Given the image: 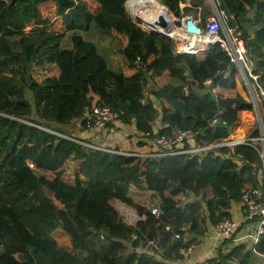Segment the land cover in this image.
I'll use <instances>...</instances> for the list:
<instances>
[{
	"label": "trees",
	"instance_id": "trees-1",
	"mask_svg": "<svg viewBox=\"0 0 264 264\" xmlns=\"http://www.w3.org/2000/svg\"><path fill=\"white\" fill-rule=\"evenodd\" d=\"M43 1L0 0V264H170L198 243L206 224L228 219L231 203L241 205V189L257 184V153L240 144L140 157L124 154L133 147L104 150L82 134L95 139L104 130L109 138L118 123L139 147L172 130L188 132L170 151L221 142L246 105L236 72L217 44L176 55L170 41L132 22L126 0L101 2L95 14L79 0H52L63 31H23L18 12ZM155 1L175 17H199L201 27L210 14L203 0ZM212 1L226 12V25L241 31L264 88V0ZM78 31L114 39L123 64L111 68L106 50ZM96 105L115 117L93 125ZM114 200L133 209V225ZM234 231L198 264H252L264 256V224L252 247L230 244Z\"/></svg>",
	"mask_w": 264,
	"mask_h": 264
},
{
	"label": "built area",
	"instance_id": "built-area-1",
	"mask_svg": "<svg viewBox=\"0 0 264 264\" xmlns=\"http://www.w3.org/2000/svg\"><path fill=\"white\" fill-rule=\"evenodd\" d=\"M128 1V0H127ZM211 9L210 14L203 19V27L200 26L199 17H191L189 15H180L179 17L173 18L175 21L172 23L174 30L180 29L181 34L184 36L182 40L194 39L196 46L187 52L186 54L196 53L198 51L205 50L209 45L217 44L219 48L227 55L232 69L235 70L238 76V82L240 87L245 94L244 99L246 105L240 111L253 112L255 119L258 121V126L251 129V125L245 130V134L235 137L233 133H230L227 139L209 145L195 146L185 150L170 151L169 147L176 142H180L188 131L172 130L169 136H155L152 137L150 142L147 143V149L142 152H132L124 154H133L140 157H161L166 154L176 153H195L204 150H208L214 147L226 146L232 149L236 145L244 144L251 147L258 155L261 162V174L257 175V184L255 186L244 187L241 189L240 203L244 208L245 214L243 218L246 220H252L258 218L255 223V227L249 230L245 237L250 240L253 245L259 235L262 233V225L264 224V125L260 117L256 96H260L264 102V88L257 84V75L253 72V65L248 58L246 51L243 46V40L241 37V31L236 25L227 26L228 16L222 8H218L213 1L210 0ZM184 4H181L182 6ZM143 19V18H142ZM141 19V20H142ZM142 21H146L143 19ZM138 22V25L143 26L145 29L157 30L158 26L154 25L153 22ZM141 23V24H139ZM150 23L151 25H148ZM175 25V27H174ZM167 27L166 29H168ZM189 28V32L186 29ZM159 31V30H158ZM173 41L172 51L181 52L184 43L177 41L176 37L168 35ZM167 40V39H166ZM169 41V40H167ZM206 80L204 83H208ZM255 91L256 94H255ZM91 113L93 115V125L101 126L104 122L109 121L115 117V114L106 106L96 105L92 107ZM212 119L210 123H214ZM251 129V130H250ZM257 129V136H252L251 131ZM232 136V137H231ZM28 166H31L29 163ZM259 169V171H260ZM258 171V172H259ZM150 213L154 216H159L161 211L157 207H152ZM237 227V223L229 220L222 219L213 226L216 234L221 238H228ZM149 243H152L149 241ZM181 256H186L190 247L180 249Z\"/></svg>",
	"mask_w": 264,
	"mask_h": 264
},
{
	"label": "rangeland",
	"instance_id": "rangeland-1",
	"mask_svg": "<svg viewBox=\"0 0 264 264\" xmlns=\"http://www.w3.org/2000/svg\"><path fill=\"white\" fill-rule=\"evenodd\" d=\"M79 1L84 3L85 9L88 12H90L91 14H95L98 11L101 2H104L107 0H79ZM203 1H204L203 6L205 8H207L208 10H210L211 9L210 0H203ZM52 2H53L52 0L51 1L46 0V1L39 3L36 6V10L29 13V14L24 13V12H18L17 17H18L19 25H21V29L23 31L53 30L56 32H62L63 27L61 25V21H60L61 19L56 15L55 8H54ZM124 5H125L126 12L128 13L132 22L135 23V25L137 27H139V29H141L147 35H152L153 33L148 31V29H145L143 26L137 24L138 23L137 18L142 19L143 17L137 16L134 14V11L128 6L127 0L125 1ZM159 5H161V4H159ZM162 6L163 5H161V8L163 10H165V8H163L164 6L163 7ZM161 13H163V12H161ZM161 13L151 11V12L147 13V16L150 14V16H148V18L153 21L155 18H157L158 15H161ZM19 14H23L22 17L19 16ZM169 14L172 16V18H175V16H173V14H171L170 12H169ZM144 15L145 14H143V16ZM139 24H141V23H139ZM170 28H172V25ZM78 32H82V31H78ZM81 36L86 40H92V41L95 40V43L100 50H101V48L106 50L108 60H109L108 64L111 65V66L109 65L111 68H119L123 64L124 61H123L122 57L116 51L118 48L117 47L118 43L114 39L109 40V37H104L101 40H96L94 38V36H92L89 33H85V32H82ZM236 80H237L236 89L240 92L242 97L246 100V98H245L246 96L243 93V90L239 85L237 75H236ZM256 92L257 91H255V94H256ZM256 102H257V108H258L260 117H261L263 125H264V102L259 95L256 96ZM237 116H238L239 122H238L237 126L232 130L233 131L232 133L235 137H239V136L245 134V130L248 128L249 125H251V129L256 128L258 126V121L255 119V115L253 112L249 113V112H243V111L239 110V111H237ZM245 116L248 117V119H247L248 122L243 125L244 130L242 128H241L242 130L241 129L238 130V128L240 126L242 127V124H241L242 118ZM116 125H118V126L117 127L114 126L111 130L112 136L109 137L110 139L105 138L106 133L104 130H101L100 132L99 131L95 132V137H96L95 139H93L94 137H92V135L90 133L88 134V132L86 134H82V135L85 137H89L90 140H92L98 146L103 147L104 150H107V148H110V149H116L118 152L119 151L127 152V151H131L133 144L139 145L137 141H140V140L136 139L135 135L131 134L132 130L128 126H121L118 123ZM154 126H155V124H154ZM74 130H73V132H74ZM76 132L77 131H75V133ZM146 140L148 143V141L150 142L151 139L146 137ZM147 143H144L145 147L143 148V151L145 149H147ZM176 144H178V142H176ZM105 147H107V148H105ZM260 174H261V169L257 175L260 176ZM113 206L119 212V214L123 217L124 221L128 225H133L137 221L138 217H137L136 213L133 211V209L127 207L126 205L120 203L117 200L113 201Z\"/></svg>",
	"mask_w": 264,
	"mask_h": 264
},
{
	"label": "crops",
	"instance_id": "crops-1",
	"mask_svg": "<svg viewBox=\"0 0 264 264\" xmlns=\"http://www.w3.org/2000/svg\"><path fill=\"white\" fill-rule=\"evenodd\" d=\"M53 3V2H52ZM54 6V4H53ZM233 132V131H232ZM139 145H133V151L142 152L144 146L139 147ZM228 212L230 217L229 220H232L237 223V227L240 226L237 230L234 231L233 236H231L230 244H237L244 242L249 247L253 245L250 243L245 235L246 233L255 227V223L245 222L243 218V210L241 205L238 203H231L228 207ZM222 239L216 234L214 231L213 225L206 224V229L200 236V240L195 245L190 246V251L186 256H181L180 258H176L170 261V264H198L206 261L209 258H212L216 254V248L219 245ZM166 245L160 248V251H164L166 249ZM138 250V249H136ZM139 251V250H138ZM252 264H264V256L258 255L254 256V260Z\"/></svg>",
	"mask_w": 264,
	"mask_h": 264
},
{
	"label": "bare ground",
	"instance_id": "bare-ground-1",
	"mask_svg": "<svg viewBox=\"0 0 264 264\" xmlns=\"http://www.w3.org/2000/svg\"><path fill=\"white\" fill-rule=\"evenodd\" d=\"M127 2H128V6L134 11L135 15L143 17V19H145L148 22H153L156 19L155 18L152 21L151 19L148 18L147 13L151 11L158 12V13L163 12L161 13V16L164 19L166 18L167 23L169 19H173L172 16L166 11V9L163 10L161 8V5H159L158 2L155 0H128ZM143 14L145 15L143 16ZM174 21L175 20L173 19V22ZM171 25L172 23L168 24V27H169L168 29L159 28L157 30H159L158 32L161 34H164L167 36L168 35L174 36L176 37L178 42L181 41V43H184V46L182 48L183 50L179 53L175 52V54L176 55L186 54L187 52H189L196 46V41L194 39H189V35H188V38H186L185 40H182V37L184 36L181 34L180 29L174 30L173 28H170ZM186 31L189 32V28H187ZM157 36L161 37L159 34Z\"/></svg>",
	"mask_w": 264,
	"mask_h": 264
},
{
	"label": "water",
	"instance_id": "water-1",
	"mask_svg": "<svg viewBox=\"0 0 264 264\" xmlns=\"http://www.w3.org/2000/svg\"><path fill=\"white\" fill-rule=\"evenodd\" d=\"M212 1V0H211ZM163 7V6H162ZM167 11L168 9L166 7H164ZM169 12V11H168ZM137 22H143L144 24H146L147 22L146 21H142L141 19H138L137 18ZM153 24L158 26L159 28H164L166 29L168 27V23L167 21L161 16V15H158L157 18L153 21ZM148 25H151L150 23H148ZM175 27V25H174ZM150 32H152L153 34L155 35H160L161 38H165V39H168L169 41H173L170 37H168L167 35H164V34H161L158 32V30H150ZM233 68V67H232Z\"/></svg>",
	"mask_w": 264,
	"mask_h": 264
},
{
	"label": "clouds",
	"instance_id": "clouds-1",
	"mask_svg": "<svg viewBox=\"0 0 264 264\" xmlns=\"http://www.w3.org/2000/svg\"><path fill=\"white\" fill-rule=\"evenodd\" d=\"M232 133V132H231Z\"/></svg>",
	"mask_w": 264,
	"mask_h": 264
}]
</instances>
